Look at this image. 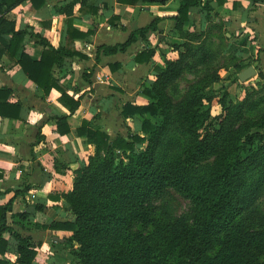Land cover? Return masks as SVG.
Segmentation results:
<instances>
[{"label": "trees", "instance_id": "obj_1", "mask_svg": "<svg viewBox=\"0 0 264 264\" xmlns=\"http://www.w3.org/2000/svg\"><path fill=\"white\" fill-rule=\"evenodd\" d=\"M85 1L74 0L61 11L68 17L65 47L53 48L39 35L29 34L43 48L36 60L24 52L27 31L18 29L6 16L25 2L39 10L44 0H0V61L5 57L18 66L44 97L52 90L60 93L59 103L68 115L55 118L59 135L70 132L68 119L80 103L67 94L53 71L66 59L81 58L71 47L87 34L74 29L71 17L73 6ZM138 1L164 4L167 0L130 3ZM179 1L176 16L169 18L182 41L172 45L178 58L155 69L154 82L142 91L148 99L146 105L126 103L121 107L123 121L141 120L139 133L128 129L125 137L111 138L86 121L76 131L94 152L83 167L73 171L72 189L61 196L74 220L42 227L71 232L64 245L76 264H264V213L258 210V201L264 197V93L247 91L236 102L229 101L225 91L208 95L206 90L220 81L213 73L204 75L175 101L174 89L184 74L195 72L215 56L208 29L184 31L189 10L206 13L209 21L214 11L211 3L221 7L228 0ZM252 1L264 4V0ZM159 22L155 19L132 32L123 44L100 50L104 55L124 53L138 37L144 40L157 31ZM213 25L221 27L215 20ZM223 39L228 41L225 35ZM153 54L146 51L135 60L149 61ZM246 68H238L237 74ZM234 81L239 82L238 75ZM11 94L10 89L0 88V117L18 120L21 107L8 102ZM215 99L221 113L212 116ZM37 140H41L39 136ZM29 190L24 184L14 194L25 195ZM170 191L190 202L189 217L158 216L156 204ZM11 206L12 200L0 206V264H34L39 244L11 227L7 217ZM15 217L27 219L25 214L10 219ZM4 234L15 244H10L15 249L13 263L5 257L10 246Z\"/></svg>", "mask_w": 264, "mask_h": 264}, {"label": "crops", "instance_id": "obj_2", "mask_svg": "<svg viewBox=\"0 0 264 264\" xmlns=\"http://www.w3.org/2000/svg\"><path fill=\"white\" fill-rule=\"evenodd\" d=\"M73 1L44 0L39 10L25 2L7 14V19L14 21L18 29L28 33L24 41L27 55L37 60L43 51L30 38L31 33L44 38L53 48L65 47L68 17L61 11ZM130 1L86 0L73 6V27L87 34L83 39L74 40L71 47L81 58L66 59L61 68L53 71L67 94L80 103L68 119L70 132L66 135H59L56 130L55 118L68 115L59 103L60 93L52 90L44 97L18 66L5 57L0 61V88L10 89L8 102L21 107L18 120L0 117V171L3 173L0 206L12 200L11 212L7 214L11 227L22 237H30L39 244L34 264H76L64 245L71 232L42 227L74 220L61 196L72 189L73 171L83 167L94 152L85 137L76 135L77 129L86 121L100 127L111 138L125 137L128 129L139 133L141 120L123 121L122 105H146L148 99L142 91L154 82L155 69H162L165 61L178 58L172 45L182 41L176 37L175 22L169 18L176 16L180 1L167 0L164 4L138 1L134 5ZM211 6L214 11L209 21L206 13L190 9L184 31H194L195 26L200 31L206 30L215 20L227 30L224 35L230 41L227 46L230 54L242 60L253 57L264 69V4L228 0L221 7L215 2ZM155 19H160L157 31L148 33L144 40L138 37L124 53L104 55L100 50L123 44L132 32ZM146 51H153L152 58L137 63L136 57ZM237 64L244 65L241 61ZM24 184L30 187L29 192L15 196L14 192L22 190ZM49 195L59 198L49 199ZM36 205L44 209L35 211ZM19 214H25L27 219H10L11 215ZM4 238L9 246L14 244L9 234H4ZM5 257L11 263L15 261L14 246L9 247Z\"/></svg>", "mask_w": 264, "mask_h": 264}, {"label": "rangeland", "instance_id": "obj_3", "mask_svg": "<svg viewBox=\"0 0 264 264\" xmlns=\"http://www.w3.org/2000/svg\"><path fill=\"white\" fill-rule=\"evenodd\" d=\"M196 29V30H195ZM207 33L209 36V42L211 43V49L213 50L215 56L210 61V63L198 67L195 72H187L184 74L183 78L176 84L174 89L175 101L182 99L191 86L195 85L200 81L204 75L216 74L220 78L218 83L212 84L205 93L208 95H221L222 91L226 92L228 99L231 102L241 101L246 96V92H263L264 93V69L253 57H244L236 59L230 54L227 50L230 41H227L224 38V33L227 30H224L222 26L220 28H215L212 23H209L207 26ZM196 32L199 31L198 26L194 27ZM241 61L244 63L243 67H254L256 70V75L245 83L235 82L234 79L239 71L238 62ZM245 70V69H244ZM221 91V92H220ZM218 99V98H217ZM215 99L211 105V114L216 116L221 113V108L218 105V101ZM158 216L159 217H168L175 218L180 216L189 217L192 211V206L190 202L177 193L170 191L162 199H160L157 204ZM258 210L264 213V197L258 201Z\"/></svg>", "mask_w": 264, "mask_h": 264}, {"label": "water", "instance_id": "obj_4", "mask_svg": "<svg viewBox=\"0 0 264 264\" xmlns=\"http://www.w3.org/2000/svg\"><path fill=\"white\" fill-rule=\"evenodd\" d=\"M256 75V70L253 67H248L238 75L239 82L245 83ZM54 241H59L54 239ZM63 242V241H62Z\"/></svg>", "mask_w": 264, "mask_h": 264}, {"label": "built area", "instance_id": "obj_5", "mask_svg": "<svg viewBox=\"0 0 264 264\" xmlns=\"http://www.w3.org/2000/svg\"><path fill=\"white\" fill-rule=\"evenodd\" d=\"M35 197L34 196H32V199H34Z\"/></svg>", "mask_w": 264, "mask_h": 264}]
</instances>
